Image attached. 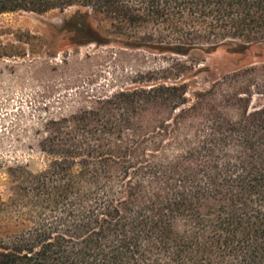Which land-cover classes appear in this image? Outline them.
I'll return each mask as SVG.
<instances>
[{
	"label": "trees",
	"instance_id": "trees-1",
	"mask_svg": "<svg viewBox=\"0 0 264 264\" xmlns=\"http://www.w3.org/2000/svg\"><path fill=\"white\" fill-rule=\"evenodd\" d=\"M74 5L77 45L184 56L264 41V0H0V14ZM194 66L178 59L45 119V167L7 168L0 264H264V105L216 85L191 103Z\"/></svg>",
	"mask_w": 264,
	"mask_h": 264
},
{
	"label": "rangeland",
	"instance_id": "rangeland-1",
	"mask_svg": "<svg viewBox=\"0 0 264 264\" xmlns=\"http://www.w3.org/2000/svg\"><path fill=\"white\" fill-rule=\"evenodd\" d=\"M78 10L74 5L38 14H0V196L9 195L7 168L28 164L39 171L45 159L38 151V138L45 119L77 111L90 104L93 94L110 93L131 86L143 72L162 71L178 59L194 64L185 73L188 97L216 85L229 91L252 93V109L264 105V41L240 49L228 41L215 51L194 49L178 56L149 47H132L120 40L108 44H73V32L65 26ZM102 27H107L106 23ZM245 71L219 86L225 75ZM251 84V85H250ZM249 86V87H247ZM251 91V92H250ZM0 212V230L6 225Z\"/></svg>",
	"mask_w": 264,
	"mask_h": 264
}]
</instances>
